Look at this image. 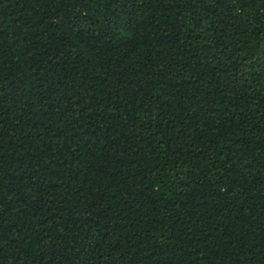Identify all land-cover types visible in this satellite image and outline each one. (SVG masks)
Here are the masks:
<instances>
[{"label": "trees", "instance_id": "16d2710c", "mask_svg": "<svg viewBox=\"0 0 264 264\" xmlns=\"http://www.w3.org/2000/svg\"><path fill=\"white\" fill-rule=\"evenodd\" d=\"M0 264H264V0H0Z\"/></svg>", "mask_w": 264, "mask_h": 264}]
</instances>
